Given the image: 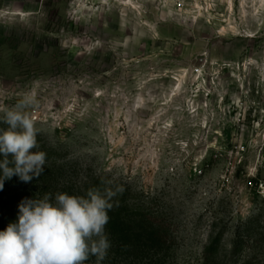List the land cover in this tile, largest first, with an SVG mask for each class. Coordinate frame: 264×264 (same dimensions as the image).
Listing matches in <instances>:
<instances>
[{
    "label": "rangeland",
    "instance_id": "obj_1",
    "mask_svg": "<svg viewBox=\"0 0 264 264\" xmlns=\"http://www.w3.org/2000/svg\"><path fill=\"white\" fill-rule=\"evenodd\" d=\"M32 89L75 185L162 200L160 264L264 229V0H0V107Z\"/></svg>",
    "mask_w": 264,
    "mask_h": 264
},
{
    "label": "clouds",
    "instance_id": "obj_2",
    "mask_svg": "<svg viewBox=\"0 0 264 264\" xmlns=\"http://www.w3.org/2000/svg\"><path fill=\"white\" fill-rule=\"evenodd\" d=\"M39 106L37 91L32 89L12 108L0 107V190L13 176L29 183L44 171L46 153L38 148L39 130L32 110ZM124 189H90L87 198L57 193L43 199H25L19 205L18 222L0 231V264H84L96 257V264L111 247L105 234L109 222L110 201Z\"/></svg>",
    "mask_w": 264,
    "mask_h": 264
},
{
    "label": "trees",
    "instance_id": "obj_3",
    "mask_svg": "<svg viewBox=\"0 0 264 264\" xmlns=\"http://www.w3.org/2000/svg\"><path fill=\"white\" fill-rule=\"evenodd\" d=\"M5 129L0 126V130ZM37 141L39 147L32 151L46 153L44 171L29 183L20 181L17 176L4 181L0 190V231L18 222L19 205L25 199H43L50 194L52 202L57 193L87 198L90 189H99L103 194L106 187L113 190L117 187L102 176L84 177L75 185L73 178L68 177L72 165L60 160L53 147L42 145L39 134ZM110 203L113 208L108 212L110 219L105 234L111 247L100 264H160L164 252L174 242L172 223L162 200L124 188ZM231 247L228 250L221 238L216 239L206 247L201 264H264V229L255 217L248 218L237 228ZM84 264H96V257H89Z\"/></svg>",
    "mask_w": 264,
    "mask_h": 264
}]
</instances>
